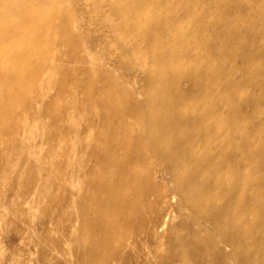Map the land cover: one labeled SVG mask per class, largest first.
Masks as SVG:
<instances>
[{
    "label": "rangeland",
    "instance_id": "obj_1",
    "mask_svg": "<svg viewBox=\"0 0 264 264\" xmlns=\"http://www.w3.org/2000/svg\"><path fill=\"white\" fill-rule=\"evenodd\" d=\"M30 4L48 10L52 54L7 34L0 264H262L264 0ZM155 110L172 140L142 121ZM127 162L141 191L117 206L106 186ZM173 163L200 193L183 194Z\"/></svg>",
    "mask_w": 264,
    "mask_h": 264
},
{
    "label": "bare ground",
    "instance_id": "obj_2",
    "mask_svg": "<svg viewBox=\"0 0 264 264\" xmlns=\"http://www.w3.org/2000/svg\"><path fill=\"white\" fill-rule=\"evenodd\" d=\"M31 1L32 0H0V76H2L3 79L4 78H7V79L10 78L11 79L12 78L11 73L13 72V70H11V69H6V62H7L10 55L8 53H5L4 48L12 43V37L7 36V34L13 35L14 39L17 40V42L21 41V39L26 38V37L33 39L34 40L33 42L37 43V45L35 46L36 50H34V51L40 56V60L43 62V64L48 62V60L51 57L52 51L50 50V47H49L50 46L49 41L47 40V38L45 36L47 34V32L53 26L51 23H49L48 10H46L44 7H41L38 9L32 8L31 4H30ZM35 19L40 22L39 27L36 29H32L29 32H25L27 30V27H29L30 24ZM18 21L20 23H16ZM54 66L55 65H52L51 68H53ZM157 73H159V70ZM191 80H192L193 84H196V83L203 81L201 76H199V77L192 76ZM105 94H107V93H105ZM13 96L14 95H11V97H13ZM107 96L109 97L110 95L107 94ZM87 101H88V99H87ZM102 101H104V100H102ZM204 102L205 101H203V103ZM84 103H85V105H87V107L91 111H93V112L95 111V106L92 104V102H91V104L87 103V102H84ZM3 109L5 110L7 108H3V104H0V112H3ZM104 109H106V108L104 107ZM232 113L234 114L233 110H232ZM150 114L147 116L145 115V117L142 119V121L144 123L145 122L147 123V121H148V125L151 126V129L153 130V132H155V133H158V132L161 133L162 132V133L166 134V138H164V141L172 140L174 137V132L170 131L166 128L164 129V127H161L159 125V123L156 122V118L160 116V112L155 110V113L152 112ZM153 119H155V120H153ZM202 121H204V120H202ZM229 123L231 124V126L234 125V123L232 121H230ZM234 126H236V125H234ZM15 128H16V130H18L19 125L16 124ZM235 131H236V129H235ZM238 133L240 134L239 131H238ZM252 145H254V143H252V141L248 137H246V141L244 142V146L247 148H250ZM163 156H164V158L165 157L170 158V160H174V159L176 160L178 157H180V156L176 157V155L174 154V151H170L168 153L164 152ZM183 163H184V161H183ZM173 166H175V169L173 168V170L175 172L174 173L175 179L179 182V184L183 185V187H182L183 194L188 198H191L193 195L196 196V193L198 194L199 189L195 188L193 186V183H191V182L186 183L185 178L187 179V173L181 172V169L183 167L182 166L178 167L177 163H173ZM203 167L205 168V170H208L207 165H203ZM178 170L180 172H178ZM231 170H232V167H231ZM233 170L235 172H237V168H233ZM137 176H138V173L135 170L133 171V169L131 167V163H128L123 168L122 174L118 178L117 183H115L114 185H107L106 186L107 187L106 188L107 197L110 200H112L115 204H117V206H119L122 203L121 201H123L126 198L128 190H130V191L136 190L137 192L141 191L140 186L134 187L133 183H132V180L136 179ZM236 183L237 184L232 183V190L228 196L231 198L236 197L237 199H239V197L241 198L242 189H241L240 185L238 184V182H236ZM207 200H209V199H207ZM119 202H120V204H119ZM246 236H250V234L245 233L244 235L243 234L236 235L235 236L236 239H234L235 241H231V243L235 244V247L237 248L240 246V244H242L241 242L244 240V238ZM258 247L259 246L257 244H254V247H252V248H253V250H255ZM245 251H247V249H245ZM247 262H248V260H247ZM247 262L244 260V261H241L240 264H247ZM261 263L264 264V259H262Z\"/></svg>",
    "mask_w": 264,
    "mask_h": 264
}]
</instances>
